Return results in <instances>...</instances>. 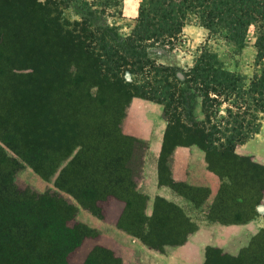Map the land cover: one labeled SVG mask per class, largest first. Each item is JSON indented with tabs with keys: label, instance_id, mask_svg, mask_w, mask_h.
<instances>
[{
	"label": "trees",
	"instance_id": "obj_1",
	"mask_svg": "<svg viewBox=\"0 0 264 264\" xmlns=\"http://www.w3.org/2000/svg\"><path fill=\"white\" fill-rule=\"evenodd\" d=\"M120 1L0 0V6L7 8L2 18L4 24L11 20L13 27H18L26 17L37 15L44 34L60 38L64 52L72 53L68 65L59 59L57 66L54 63L43 69L37 67L39 72H59L56 79L43 75L34 84L25 83L23 88L17 85L11 96H0L6 103L0 102V264H55L57 246L76 248L82 243L84 238L66 224L76 216L78 206L67 202L59 191L70 194L97 215V202L112 195L125 202L119 227L152 247L163 249L164 244L176 243L164 238L176 230L174 225H168V219L158 215L149 219L143 212L146 197L137 191L135 180L142 161L140 158L135 175L134 151L137 144H142V157L145 143L125 135L121 128L126 148L119 156L117 181H109L104 187L97 185L95 189L78 178H86V154L92 148L91 124L87 123L96 118L95 107L113 108L121 127L134 96L166 107L176 103L172 115L164 111L169 129L163 160L168 159L177 145H198L206 152L211 169L231 178L232 184L224 188L244 198L241 208L250 210L251 216L258 214L257 206L264 200V178L254 176L253 171L264 172V165L237 155L236 148L253 138L264 120V0H140L136 23L125 36L109 22V17L122 13ZM72 3L84 6L88 13L80 19L61 22L64 10ZM91 12L101 14L102 20L89 16ZM193 20L208 30L210 38H222L236 51L245 47L249 30L254 26L256 55L252 77L229 69L210 47L209 39L182 76L172 77V68L157 65L148 56L152 47L173 45ZM29 37L25 39L32 46L36 40ZM44 40L52 41L48 37ZM152 72L156 75L161 72V77L167 72L166 79L157 80L154 85L138 82L137 76ZM127 74L135 78L127 80ZM64 75L75 87L81 86L82 94L71 91V87L63 88L67 91L64 95L59 93ZM2 84L7 88V84ZM189 96L201 99L203 116L183 121L176 110L186 104ZM86 116L90 117L88 121ZM172 122H179L192 133L190 141L170 132ZM77 148V153L58 173L55 181L58 192H21L15 186L13 175L24 161L49 179ZM99 178L102 180L101 174ZM171 213L180 214L184 220L181 212L171 209ZM262 238L264 227L236 257L235 264H245L250 257H262L264 254L257 251ZM113 257L119 262L114 254ZM224 258L219 250H208L205 264H221Z\"/></svg>",
	"mask_w": 264,
	"mask_h": 264
},
{
	"label": "rangeland",
	"instance_id": "obj_2",
	"mask_svg": "<svg viewBox=\"0 0 264 264\" xmlns=\"http://www.w3.org/2000/svg\"><path fill=\"white\" fill-rule=\"evenodd\" d=\"M139 2L140 0H121L119 9L122 13L115 17H109V22L118 26L119 32L122 36L129 34L134 27L136 23L135 19L138 15ZM6 11L7 8H5V6H0V96L8 97L17 90V85L23 88L25 83L34 84L35 82H38L39 79H42L43 75H49L56 79L59 72L52 73L43 70L39 72L37 67L43 69L48 64L54 65V63L55 66H57L60 64L57 62L59 59H62L61 63L68 65L72 58V53L71 51H68L67 54L64 52L60 38H52L47 32L44 34L39 28V18L37 15L26 17L25 22L22 20L21 23L17 25L18 27H13V22L11 20L6 24H4V21L2 20L4 14H7ZM86 13H88V11L84 6H81L78 3H72L64 10L61 22L66 19L70 21L80 19L86 16ZM89 16L96 18L99 22L100 19L102 20L101 14L98 13L91 12ZM27 36L35 38L36 42L34 45L31 46L26 42ZM47 37L51 38L52 41L45 42L44 38ZM29 38L33 39L31 37ZM207 39H209L210 47L218 52L220 58L229 69L234 70L247 78L252 77L255 70L254 58L256 55L254 26L249 30L245 47L236 51L234 47L229 45L224 39L215 37L210 38L208 30L193 20L184 27L182 36L173 45L152 47L147 51V54L151 59L155 60L157 65L163 64L164 66L172 68V77H175L176 74H182V71H186L194 64L196 57L200 53V49ZM13 72L18 76L13 74ZM166 73L167 72H164L165 76ZM159 74L156 75L155 72L150 73L148 76L142 74L137 76V80H139V83L154 85L157 84V80L161 81L164 78L166 79L165 76L161 77V72H159ZM126 78L127 80H131L135 77L132 74H127ZM2 83L7 84V88ZM62 84L63 85L59 90L61 95H64V93L67 92L63 89L65 87H71V91H76L82 94L81 86L75 87L72 85L68 76L64 75V78L62 77ZM93 91H95V89ZM3 101L4 99L0 98V102L6 105ZM174 105H176V103L171 107L163 105L164 111H166L167 114L172 115ZM10 107L12 108V105ZM176 112L179 113L180 118L183 121H189L192 118H202L201 99L189 96L186 104H181ZM95 114L96 118H93V120L87 123L91 124L89 143L92 145V148H90L86 154L88 161L87 166L84 168L86 178H80L79 176L78 178L83 183L90 184L92 187L95 186L96 189L97 185L104 187L109 181H117L115 172L121 168L119 156L126 148V141L121 134L120 122L114 117L116 111L113 108L106 106L95 107ZM88 119H90V117L86 116L85 120L88 121ZM170 132L181 136L180 138H183V141H190L193 136L192 133L187 132L179 122H172ZM259 134L264 138V120L262 121L260 131L255 134L254 137ZM142 148V144H137L136 150L134 151L135 175L139 170ZM78 150L79 148H77L74 153L63 162L57 173L49 179H44L35 171L32 165L24 161L23 166L13 175L15 186L21 192L30 191L37 194H44L53 191L58 192L59 190L55 186L58 173ZM7 151L11 156L16 157L11 150L7 149ZM92 152L94 154L93 162L91 163L90 157ZM100 174L102 180L99 178ZM253 175L264 178V172L259 169L253 171ZM59 192L67 202L74 203L78 206L76 216L67 221L66 224L69 228L75 229L84 239L76 248H68L62 245L57 246L54 253L55 264H123V258L126 252L122 245L119 246L114 244L115 250L101 246L100 241L102 240V237L99 227L89 225L84 220V217H81L80 215L81 212L88 211L92 213L93 216L95 215L94 217L103 218L107 215L105 212L109 213L114 208L112 201L109 199L113 196L109 195L105 199L97 202V215L89 209L85 210L86 208L81 206L70 194L63 191ZM257 207H260L257 209L258 215L264 218V200ZM136 210H138V208H136ZM252 212H254L253 209ZM99 214H101V216ZM259 244L260 246L257 251L264 254L263 238ZM100 247H102V249ZM111 252L115 257L119 258V262H117ZM132 255L133 253L129 252V256L132 257ZM132 263L134 264V261ZM235 263L236 257H226L221 262V264ZM245 264H264V255L262 257L258 256V258L250 257Z\"/></svg>",
	"mask_w": 264,
	"mask_h": 264
},
{
	"label": "crops",
	"instance_id": "obj_3",
	"mask_svg": "<svg viewBox=\"0 0 264 264\" xmlns=\"http://www.w3.org/2000/svg\"><path fill=\"white\" fill-rule=\"evenodd\" d=\"M121 128L125 135L146 144L135 177L137 191L146 197L143 212L149 219L155 215L168 219L176 230L164 238L176 243L164 244L163 249L152 247L119 227L125 202L113 196L109 199L114 208L103 218L80 213L86 223L101 230L100 245L112 250L114 244L122 245L123 264H205L208 250L214 249L225 258L238 257L264 227V218L251 216L250 210L240 206L244 198L224 188L232 184L231 178L212 170L206 152L196 144L177 145L167 160L162 159L169 121L158 102L134 96ZM236 154L264 165V138L259 134L238 145ZM171 209L181 212L184 220Z\"/></svg>",
	"mask_w": 264,
	"mask_h": 264
},
{
	"label": "water",
	"instance_id": "obj_4",
	"mask_svg": "<svg viewBox=\"0 0 264 264\" xmlns=\"http://www.w3.org/2000/svg\"><path fill=\"white\" fill-rule=\"evenodd\" d=\"M180 76H182V74H180Z\"/></svg>",
	"mask_w": 264,
	"mask_h": 264
}]
</instances>
